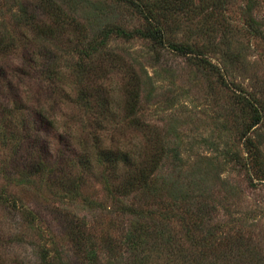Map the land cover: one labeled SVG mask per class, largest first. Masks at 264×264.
<instances>
[{
	"label": "rangeland",
	"instance_id": "obj_1",
	"mask_svg": "<svg viewBox=\"0 0 264 264\" xmlns=\"http://www.w3.org/2000/svg\"><path fill=\"white\" fill-rule=\"evenodd\" d=\"M245 9L230 0L208 14L159 18L168 41L192 51L183 56L137 38H102L106 26L143 23L119 0H0V264H42L44 256L85 264L89 243L106 259L136 220L124 209L156 221L177 188L215 206L216 218H240L264 251V123L249 129L243 101L264 108V40L247 30ZM113 83L122 101L107 98ZM109 143L127 146L134 163L99 161ZM163 147L151 177L157 191L125 196L128 176Z\"/></svg>",
	"mask_w": 264,
	"mask_h": 264
},
{
	"label": "trees",
	"instance_id": "obj_2",
	"mask_svg": "<svg viewBox=\"0 0 264 264\" xmlns=\"http://www.w3.org/2000/svg\"><path fill=\"white\" fill-rule=\"evenodd\" d=\"M246 9L244 12L247 30L254 36L264 40V31L260 23L255 19L253 12L258 3L257 0H244ZM120 4L133 10L143 21L140 28H133L131 31L125 30L120 26H106L101 31L102 38L107 39L115 35L125 41L141 39L149 41L154 45L167 46L174 52L187 56L192 53L188 48L180 46L179 43L168 41L165 34L164 17L184 16L195 10L201 11L199 14L214 12L219 7L227 6L230 0H119ZM161 18V19H159ZM23 21V22H22ZM33 19L27 16H19L16 22L26 23L33 26ZM2 37V36H1ZM103 43L90 47L92 54H98ZM88 51V50H87ZM206 64L205 60H201ZM135 87V92L131 93L132 105L137 103L139 90ZM245 106L249 107L252 122L249 129H256L264 123V108L256 101L244 98ZM246 141L249 142L245 133ZM118 149V148H116ZM166 156L164 147L159 153L146 157L143 163L137 167L136 172L129 175L125 187V196L132 193L144 191H157L156 173L163 158ZM97 159L108 163L112 168H117L122 163H134V156L129 153L119 151H99ZM144 159V158H143ZM144 164V165H143ZM39 172L36 168L35 174ZM34 174V175H35ZM156 177L154 180L151 177ZM130 177V178H129ZM129 179V180H128ZM263 180V179H258ZM163 187L166 185L165 179H161ZM124 189V187H123ZM176 189V188H175ZM147 192V193H148ZM162 192L159 196L162 199ZM156 197V198H158ZM171 201H162L166 204L163 212L157 213L156 221L152 220L151 213L148 212L150 219L144 223L139 222L144 213L135 207H127L124 210L136 220L132 221L128 230L122 235L116 245L117 251L127 253L125 260H119L113 254L116 248H107L110 257L101 259L94 248L95 244L89 243L81 250L85 264H241L247 260L248 264H264V251L252 244V237L243 231L240 218L224 217L216 218L215 206L207 204L206 200L188 199L184 195L182 188H177L171 196ZM176 225V229L172 227ZM116 251V252H117ZM119 254V253H118ZM117 254V255H118ZM47 256L41 259L42 264H54L48 260ZM58 259L53 257L51 260Z\"/></svg>",
	"mask_w": 264,
	"mask_h": 264
},
{
	"label": "clouds",
	"instance_id": "obj_3",
	"mask_svg": "<svg viewBox=\"0 0 264 264\" xmlns=\"http://www.w3.org/2000/svg\"><path fill=\"white\" fill-rule=\"evenodd\" d=\"M100 87L107 91L109 86L107 84H105L104 82H101ZM111 87H112V91L109 93V96L107 98L110 99V100L122 101V95H120L119 92H118V89L121 86L118 83H113ZM109 110L110 111H114V109H113L111 104L109 105ZM139 145H140V142L137 141L136 142V146L139 147ZM103 150L104 151H119L121 153H126L127 154L130 149L127 146H125V147H120V148H118L116 150H113L111 148L110 143H109V144H107L104 147Z\"/></svg>",
	"mask_w": 264,
	"mask_h": 264
}]
</instances>
